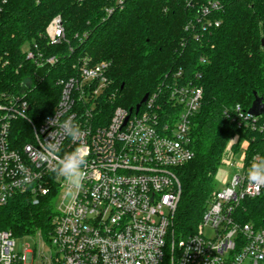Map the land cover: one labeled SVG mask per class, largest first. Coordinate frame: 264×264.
Here are the masks:
<instances>
[{
	"label": "built area",
	"instance_id": "1",
	"mask_svg": "<svg viewBox=\"0 0 264 264\" xmlns=\"http://www.w3.org/2000/svg\"><path fill=\"white\" fill-rule=\"evenodd\" d=\"M7 1L0 0V11ZM118 5L123 0H117ZM114 8H106V13L112 14ZM220 11L219 1L208 0L200 9L198 26L219 27L221 20L213 14ZM46 36L50 44L66 40L60 15L51 19ZM34 48L25 54L36 60L37 68L58 62L57 56ZM74 68L76 74L57 80L58 104L40 121L29 116L32 107L25 94L0 93V208L20 195H29L38 204L58 188L53 230L47 236L37 232L50 245V253L42 247L18 251L13 233L0 229V264L264 263V220L259 225L245 221L243 215L245 201L264 190L246 179L253 158L240 165L241 172L226 186L213 191L197 232L178 238L173 231L182 191L178 170L195 157L192 120L202 104V87L179 72L166 91L149 95L143 110L118 106L112 115H100V98L111 85L110 63L91 64L84 58ZM225 114L238 129L264 135L262 115L254 116L241 105ZM67 117L85 130L80 141L63 135L61 124ZM17 121L26 123L30 132L16 126ZM52 133L61 155L79 144L88 160L83 187L60 207L58 199L65 194L66 183L51 172L54 162L41 157L42 144L51 141ZM21 164L28 172L27 183H21ZM206 228L214 235H205Z\"/></svg>",
	"mask_w": 264,
	"mask_h": 264
},
{
	"label": "trees",
	"instance_id": "2",
	"mask_svg": "<svg viewBox=\"0 0 264 264\" xmlns=\"http://www.w3.org/2000/svg\"><path fill=\"white\" fill-rule=\"evenodd\" d=\"M217 1L221 11L213 17L221 25L208 30L197 24L208 0H123L121 6L117 0H8L0 11V93L25 94L32 107L28 114L37 121L58 104L57 80L76 74L74 65L84 58L110 63L111 85L100 98V115L110 116L118 106L136 111L147 93L166 91L179 72L202 87L192 120L195 157L178 170L182 191L173 220L178 238L197 231L227 148L238 149L232 143L236 135L250 140L246 163L264 156V135L238 129L225 114L236 105L249 110L256 93L264 99V0ZM56 15L63 19L66 40L50 44L46 28ZM35 46L58 57L43 78L36 74V60L25 54ZM57 196V187L38 204L29 195L17 196L0 208V229L15 237L50 234ZM243 210L245 221L263 224L264 190L246 200Z\"/></svg>",
	"mask_w": 264,
	"mask_h": 264
},
{
	"label": "clouds",
	"instance_id": "3",
	"mask_svg": "<svg viewBox=\"0 0 264 264\" xmlns=\"http://www.w3.org/2000/svg\"><path fill=\"white\" fill-rule=\"evenodd\" d=\"M61 129L63 135L72 142L80 141L85 135V130L72 117L63 120ZM42 149V159L54 162L51 169L53 175L62 178L66 183L65 196L74 197L76 195L75 190L83 187L87 177L86 166L88 160L84 147L78 144L72 151L64 152L61 155L60 145L55 141L52 133L51 141L43 142ZM18 171L22 175L21 183H27L29 181L27 169L21 164L18 165ZM246 179L257 190L264 187V156L253 157L250 166L247 168Z\"/></svg>",
	"mask_w": 264,
	"mask_h": 264
},
{
	"label": "rangeland",
	"instance_id": "4",
	"mask_svg": "<svg viewBox=\"0 0 264 264\" xmlns=\"http://www.w3.org/2000/svg\"><path fill=\"white\" fill-rule=\"evenodd\" d=\"M22 121H17L16 126L22 129L24 132H30V127L24 124ZM232 143L238 144V149H233L231 145L228 146L225 155L223 157V161L221 166L219 167L215 179H214V187L215 189H220L227 185V183L231 180V178L238 172H241L240 165L244 164L247 159V150L250 144V140L245 137H240L236 135L232 140ZM64 195L62 194L58 199V206H62L63 201L67 204L70 201L71 197H66L64 199ZM55 204L57 202V198L54 200ZM56 209L57 206H56ZM199 226V225H198ZM198 231V229H197ZM196 231V232H197ZM42 232V231H41ZM43 233V232H42ZM47 236L45 233H43ZM205 235L213 236L214 231L210 228H206ZM43 248V250L49 254L50 253V245L48 243H43L40 238L39 233H30L22 237H16V248L18 251L25 252L26 250H34ZM264 264V263H261Z\"/></svg>",
	"mask_w": 264,
	"mask_h": 264
},
{
	"label": "water",
	"instance_id": "5",
	"mask_svg": "<svg viewBox=\"0 0 264 264\" xmlns=\"http://www.w3.org/2000/svg\"><path fill=\"white\" fill-rule=\"evenodd\" d=\"M262 46L264 47V38L262 39ZM50 64H45L43 66H40L37 68L36 74L38 77L43 78L46 73L51 69ZM149 97V94L147 93L141 102H139L136 106V112H138L141 108V106L147 101ZM249 112L253 114L254 116H259L264 114V99L259 95L255 94V100L252 104V107L249 109Z\"/></svg>",
	"mask_w": 264,
	"mask_h": 264
}]
</instances>
